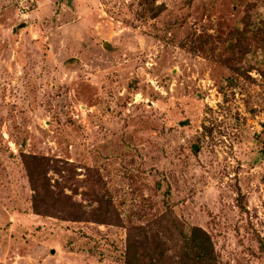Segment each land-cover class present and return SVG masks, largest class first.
Returning <instances> with one entry per match:
<instances>
[{
	"label": "rangeland",
	"instance_id": "1",
	"mask_svg": "<svg viewBox=\"0 0 264 264\" xmlns=\"http://www.w3.org/2000/svg\"><path fill=\"white\" fill-rule=\"evenodd\" d=\"M192 225L264 264V0H0V264H182Z\"/></svg>",
	"mask_w": 264,
	"mask_h": 264
},
{
	"label": "trees",
	"instance_id": "2",
	"mask_svg": "<svg viewBox=\"0 0 264 264\" xmlns=\"http://www.w3.org/2000/svg\"><path fill=\"white\" fill-rule=\"evenodd\" d=\"M28 178L33 187L32 206L37 214L51 215L50 210L55 207L56 201L52 199L54 195L46 191L40 192L37 183L42 178V172L32 170L29 167ZM182 241L180 249L185 251L183 254L182 264H217V255L214 251L211 239L208 233L198 226H190L187 235H181ZM164 242L157 243L153 247L159 248L158 255H152L140 251L142 247L128 240L124 253V264H154L153 261L161 262L165 256ZM148 261L146 263L145 261Z\"/></svg>",
	"mask_w": 264,
	"mask_h": 264
},
{
	"label": "water",
	"instance_id": "3",
	"mask_svg": "<svg viewBox=\"0 0 264 264\" xmlns=\"http://www.w3.org/2000/svg\"><path fill=\"white\" fill-rule=\"evenodd\" d=\"M105 44H107V42H106V41L104 42V45H105ZM52 252H53V251H52Z\"/></svg>",
	"mask_w": 264,
	"mask_h": 264
}]
</instances>
